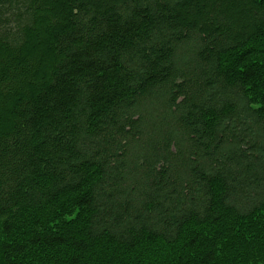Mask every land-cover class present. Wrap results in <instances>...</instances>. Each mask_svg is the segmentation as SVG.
Wrapping results in <instances>:
<instances>
[{
	"label": "trees",
	"instance_id": "16d2710c",
	"mask_svg": "<svg viewBox=\"0 0 264 264\" xmlns=\"http://www.w3.org/2000/svg\"><path fill=\"white\" fill-rule=\"evenodd\" d=\"M0 264H264V0H0Z\"/></svg>",
	"mask_w": 264,
	"mask_h": 264
}]
</instances>
